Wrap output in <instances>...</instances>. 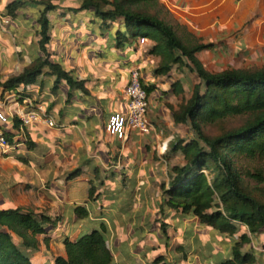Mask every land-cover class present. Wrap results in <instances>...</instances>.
I'll return each mask as SVG.
<instances>
[{
    "label": "crops",
    "instance_id": "crops-1",
    "mask_svg": "<svg viewBox=\"0 0 264 264\" xmlns=\"http://www.w3.org/2000/svg\"><path fill=\"white\" fill-rule=\"evenodd\" d=\"M12 1L0 0V20L7 21L0 22V127L10 146L6 152L0 148V210L22 208L50 219L44 224L46 233L37 236V250L30 252L32 263L54 264L65 256L64 238L75 240L100 223L106 226L115 264H156L159 257L167 264L225 261L237 237L218 234L196 217L165 209V232H151L146 226L147 221L163 219L158 214L161 182L166 181L168 188L169 167L185 164L182 155L178 159L180 152L168 150L182 138L183 125L174 123L173 111L182 95L191 97L192 75L176 67L167 75H156L160 59L150 54L152 41L144 38L141 44V37L132 36L120 22L107 27L90 11H74L81 0H59L58 9L48 15V54L75 80L85 81L88 93L70 90L64 82L55 87V77L44 74L26 88L5 90L10 76L41 56L37 22L41 8L28 2L11 18L5 7ZM159 1L203 44L221 46L228 41L245 48L264 44V0ZM118 31L123 37L117 43ZM133 68L147 89L148 118L154 128L150 134L124 125L125 89ZM176 81L181 83V95L172 89ZM39 107L56 126L42 121L21 127L19 114ZM91 187L95 193L89 198ZM107 192L113 200L128 199L143 207L142 223L130 227L127 222L132 218L125 220L113 202L100 205ZM75 207L84 208L87 217L77 218ZM259 248L264 245L252 243L244 251L252 249L255 264H264V255L254 250Z\"/></svg>",
    "mask_w": 264,
    "mask_h": 264
},
{
    "label": "trees",
    "instance_id": "trees-1",
    "mask_svg": "<svg viewBox=\"0 0 264 264\" xmlns=\"http://www.w3.org/2000/svg\"><path fill=\"white\" fill-rule=\"evenodd\" d=\"M58 1L15 0L5 7L11 18L17 17L28 2L41 8L37 21L41 56L21 73L10 76L3 85L5 90L26 88L44 74L55 77V87L64 82L70 90L88 93L85 81L75 80L48 54V15L58 9ZM74 11H90L107 27L120 22L132 36L152 41L150 54L160 59L156 75H167L173 66H184L200 80L193 86L191 97H181L173 111L174 123L190 124L194 138L172 148L182 154L185 164L171 168L173 176L168 188H163L160 212L166 209L191 215L218 234L236 236L229 257L221 264H255L253 250L244 248L253 236L264 233V66L208 72L196 54L212 46L201 43L159 0H81ZM122 37L118 31L117 43ZM172 89L177 95L183 94L179 81ZM231 121L236 124L226 127ZM214 126L219 127L217 133L206 131ZM237 156L251 167H240ZM94 193L91 187L89 198ZM74 212L77 218L87 217L82 207H75ZM49 222L48 217L22 208L0 210V264H33L30 252L37 250V236L46 233L44 224ZM162 227L164 230L165 225ZM105 232L106 226L100 223L99 228L75 240L64 238L65 256L57 257L54 264H115ZM162 261L155 259L156 264H167Z\"/></svg>",
    "mask_w": 264,
    "mask_h": 264
},
{
    "label": "rangeland",
    "instance_id": "rangeland-1",
    "mask_svg": "<svg viewBox=\"0 0 264 264\" xmlns=\"http://www.w3.org/2000/svg\"><path fill=\"white\" fill-rule=\"evenodd\" d=\"M252 3L253 2H250L249 4L252 5ZM221 44H222L221 46L219 45V43H215L214 44L215 46L213 44H210L212 46L211 48L196 54V57L198 55H200L202 61L201 60H199V61L203 64L204 68L208 72L212 71V73H217V72H220L222 70H227V69H245V68L259 69V68H262L264 66V44H263V46H259V47H255V48H252V47L251 48L250 47L245 48L244 46H241L239 44L236 46H232L233 44H230L228 41L226 44H223V42ZM213 46H214V48H213ZM174 67H176L177 70L179 69V68H177V66H173V68ZM180 69H182V71L186 70L189 75H192V80H190V82L188 83L189 90L192 94L193 86L195 84H199L200 80L196 77V75L194 73H191L186 67L183 66ZM181 97L185 99V97L183 95ZM185 100H187V99H185ZM234 124H236V121H231L228 124H226V127L229 125H234ZM206 131L211 133V134H214V133H217L219 131V127H217V126L209 127ZM181 134H182V138L176 139V141L173 144V146L171 147V149L178 142L187 143L194 138V132L192 131L190 124L183 125ZM171 149H169L168 151L171 152L172 151ZM177 152L179 153V151H177ZM178 155H179L178 159H181L182 154L180 153ZM182 158H183V156H182ZM236 158L238 159V165L240 167H245V169L251 167L250 166L251 163H249L247 161H243L242 158H240V156H237ZM173 166H178V165H173ZM252 166H253V164H252ZM172 167L171 166L169 167L168 172H167V176L165 177V178L169 179V181H170V175L173 176V174H171V168ZM161 183H162L163 187L160 191V195L163 196V188L167 189V186H166V181L161 182ZM99 202H100V205L103 203L107 206H110L111 203L113 202V204L116 205L115 208H117L118 214H123L125 217V220L132 218V220L129 221V223L127 222L128 225L131 223L130 227L135 228L142 223L141 215L144 212V208L134 206L132 204V202L128 199L126 202H120V200H115V199L113 200L111 197H109V192H107V194H105L99 200ZM162 204H163V202H162ZM149 208L152 209V206H150ZM158 214H161V216L163 217V213L158 212ZM164 219H165V217H163V219L161 221H156V222H154L153 220H150V222L147 221L146 222L147 229L150 230L151 232H155V231L164 232L163 227H162V222L165 221ZM210 230H212V229H210ZM84 234H87V233L85 232L82 235H84ZM82 235H80V236H82ZM260 237L262 240H260ZM252 243H255L257 245H264V233H262L260 235L253 236L251 239L250 245Z\"/></svg>",
    "mask_w": 264,
    "mask_h": 264
},
{
    "label": "built area",
    "instance_id": "built-area-1",
    "mask_svg": "<svg viewBox=\"0 0 264 264\" xmlns=\"http://www.w3.org/2000/svg\"><path fill=\"white\" fill-rule=\"evenodd\" d=\"M1 24H7V21H1ZM144 38L139 39V43H143ZM125 95L128 103V111L125 116L124 125L127 130H135L142 134H150L154 131L153 125L148 118V98L147 92L141 83L140 72L133 68L129 72V81L125 89ZM30 107L31 103L26 102ZM21 127L27 126L34 122H45L49 127H55V123L48 119L45 111L40 107L30 109L19 114ZM0 148L7 151L9 146L8 138L0 127ZM256 252L264 255V248L254 249Z\"/></svg>",
    "mask_w": 264,
    "mask_h": 264
}]
</instances>
